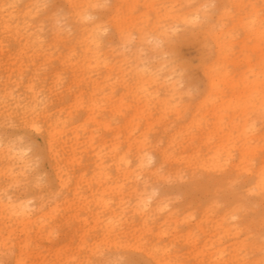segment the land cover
Returning a JSON list of instances; mask_svg holds the SVG:
<instances>
[{
	"label": "rangeland",
	"instance_id": "374dc122",
	"mask_svg": "<svg viewBox=\"0 0 264 264\" xmlns=\"http://www.w3.org/2000/svg\"><path fill=\"white\" fill-rule=\"evenodd\" d=\"M8 8L0 197L27 200L40 218L21 230L0 216L8 241L0 264H14L23 231L35 251L27 264H115L130 249L147 264H261L264 0H18ZM32 93L36 110L24 113ZM134 189L149 197L144 224L130 211ZM121 204L134 226L102 236L94 216Z\"/></svg>",
	"mask_w": 264,
	"mask_h": 264
},
{
	"label": "bare ground",
	"instance_id": "6f19581e",
	"mask_svg": "<svg viewBox=\"0 0 264 264\" xmlns=\"http://www.w3.org/2000/svg\"><path fill=\"white\" fill-rule=\"evenodd\" d=\"M2 2L3 3L0 4V7H1L0 19H1V22L3 23V25L5 27H10L12 22L15 21V14L13 13L14 11L12 9H9L8 7L16 4L18 2V0H3ZM91 35L92 34L87 36L85 41H87ZM150 78H152L151 80L155 81L152 76H150ZM211 82L214 83L213 80ZM31 98L32 99H30L29 104H25V106H24V110H25L24 113L25 112H34L36 110V107L38 104L36 94L32 93ZM29 122L31 123V125H33V127L36 130L40 129V125H37L35 122H32V120L27 121V123H29ZM55 129H56V126H53L51 128V130H47V138L48 139H46V141L48 143V149L51 151L54 150L52 140L56 134L57 129L56 130ZM96 157L98 159L102 158V150H100L99 152L96 153ZM144 161H145L144 158L141 157L139 160V165L142 166V163ZM146 161L148 163L153 161V156H149V158ZM101 164H102V161L98 162V165H101ZM128 164H129V161H124V165L126 167H128ZM56 174H57L58 178L60 179V184H63L64 181L62 179L61 171H57ZM123 175L128 177L127 170L123 172ZM100 176H103V175L100 174ZM133 192H134V195H136V196H135L134 204L131 206L130 211L133 213V216L138 215V217L143 219L142 223L144 224V221H147V217L149 215V213L147 212V208L149 206V202H148L149 197H144V193H142L141 191H138L137 189H134ZM105 205H107V204H105ZM166 206H167V204H165L164 206L159 205L157 210L163 209ZM29 207H30V203L27 200L26 201H17V200H10V199L0 197V216L1 217L6 216L9 220L13 219L15 224L20 225L22 227L21 230H24L28 223L36 222L37 219L40 218L39 216L34 217L33 214L30 212ZM120 208H121L120 212L117 213L116 211H112L110 214L106 215L102 219L100 218L99 215L94 216V220L96 221V224L102 223V228H103L102 233H101L102 236H106V235L112 236V235H115L117 233V231H121L126 226H129V227L134 226L133 221H131V219L124 214L125 209L122 206V204H121ZM41 215H42V217H46V213H42ZM8 219H7V221H9ZM41 222H42V219L39 220V223H40L39 229L42 227ZM8 225L10 226V224H8ZM23 233L25 234L24 238H19L16 241V247L18 249V253L15 255L14 264H27L26 259L29 256L33 257V255H31V254L35 253V251L33 250V247L31 248L32 239L29 237V235L25 231H23ZM5 238L6 237L4 235L3 236L0 235V252H1L2 248L8 247V244H7L8 241H6ZM155 253H156V251H155ZM38 254H39V252L36 253V255H38ZM98 257H100V256H98ZM57 258H59V256ZM217 259H218V255H217ZM154 260H155L156 264H163V263H161L162 259L160 257H155ZM31 264H49V263L46 262L44 259H41V261L36 262V263H31ZM53 264H56V263H53Z\"/></svg>",
	"mask_w": 264,
	"mask_h": 264
},
{
	"label": "snow or ice",
	"instance_id": "6c2138e0",
	"mask_svg": "<svg viewBox=\"0 0 264 264\" xmlns=\"http://www.w3.org/2000/svg\"><path fill=\"white\" fill-rule=\"evenodd\" d=\"M47 7V6H46ZM205 7H215V6H205ZM200 17L199 16H194L190 20L186 21L187 23H196L199 21ZM262 176H264V170H262ZM264 195V191L261 193ZM261 233H262V238H261V251L264 252V203L261 205ZM140 250L138 249H130L127 258H122L121 260H118L115 262V264H147L146 261H143L141 259H138V253ZM261 264H264V261L261 262Z\"/></svg>",
	"mask_w": 264,
	"mask_h": 264
}]
</instances>
